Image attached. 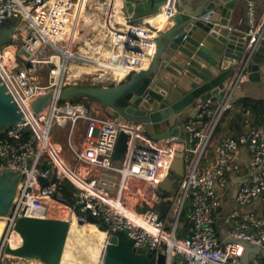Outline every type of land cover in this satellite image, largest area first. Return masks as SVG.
Returning a JSON list of instances; mask_svg holds the SVG:
<instances>
[{
	"label": "built area",
	"instance_id": "built-area-1",
	"mask_svg": "<svg viewBox=\"0 0 264 264\" xmlns=\"http://www.w3.org/2000/svg\"><path fill=\"white\" fill-rule=\"evenodd\" d=\"M82 1L0 0V25L13 20L9 39L0 44V76L27 119L0 131V169L11 167L25 173L0 237V259L6 245L12 246L16 221L24 213L81 224H94L89 221L94 216L99 220L95 225L107 234L126 230L135 247L165 254L166 264H242L244 246L222 244L216 237L214 218L231 175L243 173V149L249 161L237 181L236 201L243 206L264 201V124L246 120L238 135L218 130L224 116L238 109L235 97L246 78L241 73L245 66L221 99L198 102L196 114L184 120L181 135L155 139L141 123L120 121L99 101L59 98L67 85L91 78L120 83L144 64L149 66L162 29L148 20L158 14L138 21L127 17L123 7L124 22L120 23L114 19L112 0H101L98 7L103 12L105 36L91 39L102 45L84 47L85 40L77 37L82 20L75 15ZM161 11L172 19L177 0H167ZM246 33L250 41L245 51H250L264 35V12L259 14L255 0L247 1ZM87 66L94 69L79 72ZM39 69L46 79L38 78ZM118 69L126 71L122 78L115 75ZM50 90L54 96L35 114L33 101ZM63 126L68 127L74 165L63 156L56 138V129ZM121 131L129 139L120 162L113 153ZM179 153L183 174L176 176L173 166ZM168 177L176 178L174 195L160 186ZM66 181L71 182V190ZM173 199L179 201L174 219ZM162 206L168 207L166 213L161 212ZM226 221L234 223L231 235L264 248V215L247 213ZM20 243L19 239L17 246Z\"/></svg>",
	"mask_w": 264,
	"mask_h": 264
},
{
	"label": "water",
	"instance_id": "water-1",
	"mask_svg": "<svg viewBox=\"0 0 264 264\" xmlns=\"http://www.w3.org/2000/svg\"><path fill=\"white\" fill-rule=\"evenodd\" d=\"M196 1L191 10L177 0V11L158 33L156 53L149 66L120 83L67 85L59 92V98L99 101L120 121L141 123L151 137L158 139L181 135L184 120L196 114L198 102L221 99L230 82L239 76L242 65L245 68L241 73L250 81L264 82V35L250 51H245L250 36L246 29L231 23L237 0ZM166 3L167 0H122L121 7L127 17L142 21L145 16L162 12ZM186 3L190 4L189 0ZM54 93L50 90L33 101L35 114L47 106ZM243 94L240 86L235 98ZM26 120L0 76V131ZM128 139L129 134L121 131L113 153L115 160L125 159ZM173 172L176 176L183 174L182 153L176 158ZM24 174L17 168L0 169V216L9 214ZM175 181L176 178L168 177L160 186L174 195ZM173 200L172 219L179 205L178 199ZM167 208L162 206L161 212L166 213ZM89 221L99 222L94 216H89ZM71 225L70 219L22 213L14 227L21 243L17 247L6 245L4 252L31 262L63 264ZM233 242L244 246L242 264H261L264 260V248L259 245L237 237H233ZM134 244L126 230L111 231L107 234L102 264H166L165 254L156 255L147 247Z\"/></svg>",
	"mask_w": 264,
	"mask_h": 264
},
{
	"label": "crops",
	"instance_id": "crops-1",
	"mask_svg": "<svg viewBox=\"0 0 264 264\" xmlns=\"http://www.w3.org/2000/svg\"><path fill=\"white\" fill-rule=\"evenodd\" d=\"M179 1H181L182 6H185L191 10H193L198 3L196 0L193 1L189 0L190 4L186 3L187 0H179ZM247 1L248 0H237L236 6L234 8L233 15L231 17V23L233 24V26L237 28H242V29L247 28ZM255 1L258 4L259 14H262L264 12V0H255ZM119 2H121V0H119ZM112 3H114V0H112ZM88 12L89 13L86 16L90 18L92 22H94L95 21L94 18H96V15L92 14L90 10H88ZM149 17L150 18H148V20L151 21V19L154 18L155 16L152 17L149 16ZM12 24H13V20H11L10 24L6 23L5 25H0V41L4 40V38H6L7 36H8L7 40L9 39L10 30L13 26ZM153 24L155 26H158L156 25L155 22ZM241 88L243 89V93H244L243 96H251L253 98H264V82L250 81L246 76V78L241 84ZM259 91H262L260 95H258ZM248 161H249V156L247 154V151L243 149L241 156L243 173L232 174L229 179L227 187L225 189H222L223 196H222L221 209L220 211H217L215 214L214 224L216 225L215 226L216 237L224 245L233 242V237H234L230 233L231 228L234 226V223L232 221L227 222L226 221L227 217H230L231 220H233L234 217H242L247 213H254L256 216L264 215V201L259 199L254 201L250 205H244V206L240 205L236 201L237 181L240 178V176L247 171ZM67 182L68 181L65 182V185L68 187ZM185 222L186 221L184 220V222L181 223L182 229L185 228L184 227ZM181 231L183 233V230ZM261 262L263 263L264 260L261 259Z\"/></svg>",
	"mask_w": 264,
	"mask_h": 264
},
{
	"label": "bare ground",
	"instance_id": "bare-ground-1",
	"mask_svg": "<svg viewBox=\"0 0 264 264\" xmlns=\"http://www.w3.org/2000/svg\"><path fill=\"white\" fill-rule=\"evenodd\" d=\"M114 4L116 9L114 19L120 21V23H123L124 17L120 12V7H121L120 5L122 4V0L120 4L117 0H114ZM86 6L87 4L84 2L78 3L75 15L79 20V22L82 19L84 20L87 29L96 31L97 35L95 34L96 37H94L93 39L102 40L105 36L104 33L105 31L104 28L101 26V20L99 17L96 16V18H94L95 21L92 22L91 19L86 16L89 13ZM151 22L153 23L155 22L156 25H158L159 27H164L166 24L169 23V19L167 15H165V13H159L156 17L151 19ZM87 29H85V31L82 33L79 32V34L77 35V37L80 40L86 37L88 32ZM93 39L85 38L86 45H84V47L93 48L95 47V45H98L97 48H100L102 45L101 42H97V44H94L96 40L94 41ZM144 66H145L144 68H146L147 63L144 64ZM93 69H94L93 67L87 66L82 69H79V72L81 71L91 72ZM125 73H126L125 69H118L115 72V75L118 78H122L125 75ZM2 217L3 218L5 217L4 219L6 225L7 216H0V218ZM76 223H77L76 220L72 221L71 232L69 234L64 249L63 264H101L103 261L102 256L104 254L105 246H106L107 233L99 229L95 224H89L90 228L88 232H85L84 229L79 228V226ZM19 239L21 241V237H19L17 233L13 234L11 238V244L13 247L17 246V242L19 241Z\"/></svg>",
	"mask_w": 264,
	"mask_h": 264
},
{
	"label": "rangeland",
	"instance_id": "rangeland-1",
	"mask_svg": "<svg viewBox=\"0 0 264 264\" xmlns=\"http://www.w3.org/2000/svg\"><path fill=\"white\" fill-rule=\"evenodd\" d=\"M86 1L87 0H83L82 2L86 3ZM117 1L119 2V0H117ZM100 3H101V0H92V2H90V9L89 10L92 12V14L96 15L97 17H99L100 20H103V12L97 6ZM119 4H120V2H119ZM96 9H98V10H96ZM82 22H84L83 19H82L81 23ZM8 23L10 24L11 21L8 22ZM80 25H81L80 33H82V32L85 31V29H87L86 23L84 22V23H82ZM87 31H88L87 35H86V37L83 38V41L85 40V38H94V37H96V35H97L96 31L90 30V29H87ZM39 70H41V71L38 73V78H45L46 79V75H44L45 74L44 70H42V69H39ZM96 83L97 84L111 85L114 82H112V83L102 82L100 80L91 78L90 80L82 81L80 84H96ZM261 93H262V91H259L258 95H260ZM67 135H68V127L67 126H63V127H60V128L56 129V138H57V140L59 141V143L62 146L63 156L67 159V161H69L71 164L74 165L77 161L73 158V156H72V154H71V152L69 150V147H68V144H67ZM4 218L3 217L0 218V237H1L2 233H3L4 228H5V219ZM184 220H185V216L182 215L181 223L184 222ZM76 224L79 226V228L84 229L85 232H88V230L90 228V226H89L90 223L89 224L88 223L81 224V223L77 222ZM99 229H101V228H99ZM106 239H107V236H106ZM33 263L34 264H41L39 262H31V261H28V260H25V259L11 257V256L6 255L5 253L2 254V257L0 259V264H33Z\"/></svg>",
	"mask_w": 264,
	"mask_h": 264
},
{
	"label": "trees",
	"instance_id": "trees-1",
	"mask_svg": "<svg viewBox=\"0 0 264 264\" xmlns=\"http://www.w3.org/2000/svg\"><path fill=\"white\" fill-rule=\"evenodd\" d=\"M238 109L228 112L218 127L223 134L238 135L244 131L246 120L252 125L264 124V98L241 96L236 102ZM68 181L69 190L72 184Z\"/></svg>",
	"mask_w": 264,
	"mask_h": 264
}]
</instances>
